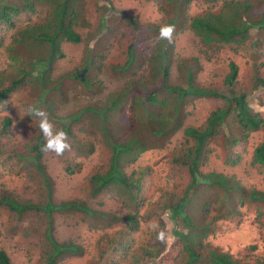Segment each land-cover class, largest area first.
Returning a JSON list of instances; mask_svg holds the SVG:
<instances>
[{
    "label": "trees",
    "instance_id": "trees-1",
    "mask_svg": "<svg viewBox=\"0 0 264 264\" xmlns=\"http://www.w3.org/2000/svg\"><path fill=\"white\" fill-rule=\"evenodd\" d=\"M128 4L0 0V264H18L15 255L24 264H149L164 249L158 217L168 209L175 241L159 264H264L209 239L223 197L230 219L250 211L264 250V111L250 101L264 88V11L255 15L264 0H142L136 8L151 18ZM164 25L174 27L172 43L158 39ZM185 32L196 54L179 51ZM85 38L82 64L59 72L63 44ZM178 68L186 75L173 80ZM211 68L208 80L195 78ZM35 84L43 105L31 107L68 133L62 156L41 151L38 120L15 94ZM93 229L100 236L87 242Z\"/></svg>",
    "mask_w": 264,
    "mask_h": 264
},
{
    "label": "rangeland",
    "instance_id": "rangeland-1",
    "mask_svg": "<svg viewBox=\"0 0 264 264\" xmlns=\"http://www.w3.org/2000/svg\"><path fill=\"white\" fill-rule=\"evenodd\" d=\"M141 1L142 0H129V4L127 5V9L129 12L133 13L134 11L138 10V9H142L143 11L146 12V17L151 18L152 14L150 11H148L145 8H136V7H140L141 6ZM200 8H204L201 4V1L197 4L196 10H200ZM264 11V6L262 5L261 9L255 12V15H259L261 12ZM93 21H96V19L93 18ZM97 22V21H96ZM82 34H87L90 31H82ZM252 33L255 32V30L251 31ZM98 38V44L102 43V38H107V34L103 33L101 34ZM192 35L189 32H185L181 35L180 38V49L179 51H181L182 53H186L187 55H193L196 54L195 51V44L192 42ZM93 42L90 43V49L93 47V45L95 43H97V38H93L92 39ZM252 47V45H251ZM63 48L65 51H67V56L64 59V61L62 62V64L59 66V72L62 71H68L71 70L74 66H79L82 64L85 56H86V38L84 41L80 42L79 44H63ZM247 52H250V50L252 48H250V41L247 43ZM236 57V56H235ZM243 56H238L236 57V62L240 63L243 61L242 59ZM212 74H214L213 69H208L206 70L205 73H202L201 76L199 77H195L198 80H208ZM181 75H186V72L182 71L181 69H177L174 70V73L172 74V79L176 80L177 77L181 76ZM194 77V76H193ZM25 90H27V93L22 92V90L18 91L17 93H15L17 95V98H21L27 101L26 104V108H30L31 105L33 104V102L35 104H40L41 106L43 105V103L38 102V100L41 98L40 95V90L37 87V85L35 84V86H29L27 88H25ZM52 94H54L52 91H49L47 89V93L44 94V96L42 97L43 100H46L47 98H49V96H51ZM264 95V88L259 87L256 91H254L253 96L250 98L252 107L256 110V111H264V102L260 103L257 102V99L259 98V96H263ZM35 100V101H34ZM200 106L202 109H210L209 107L211 106V102L209 100H200ZM2 113V110L0 109V115ZM70 118L66 119L65 118V123L66 124H70ZM144 123V122H143ZM160 142V140L158 141ZM157 142V143H158ZM145 163H149L148 161V156L142 161L137 162L138 166H143ZM90 168H88L85 173L82 172V174L80 176H75L76 180H84V178L87 176V172ZM57 179H60L59 176H56ZM76 180H70L69 184L73 185L74 182ZM251 181H256V180H252ZM258 182V181H256ZM262 183V181L260 182ZM69 185L65 183V181L63 180L61 187L66 189ZM259 189H264V184H260ZM243 212H245L244 216H242L241 221L239 222L238 225H236V222H231V223H224L221 224L220 226L222 227V232L217 233V237L216 239L222 240V242L229 244L231 251H235L236 249L240 248V247H244L246 245H249L251 243L254 242V240L257 238V230H255V227L252 224V220H253V215H250V211L247 210L246 207H244ZM167 224V232H168V238L165 239V241L168 242H172L173 239L175 238V229H174V224L173 222H171L168 218H164ZM181 226L178 227V229ZM181 229V228H180ZM98 231H100L98 229ZM160 232V231H159ZM158 232V233H159ZM100 234L97 233V231H95V229L92 230L91 233H86L85 234V238H83L84 240L86 239L87 242L89 241H97L99 238ZM20 237V234H19ZM168 239H172V240H168ZM93 252L92 249L88 250V253ZM15 261L18 264H24L23 260L21 258L20 255H15L14 257ZM85 263V258L78 261V264H84Z\"/></svg>",
    "mask_w": 264,
    "mask_h": 264
},
{
    "label": "clouds",
    "instance_id": "clouds-1",
    "mask_svg": "<svg viewBox=\"0 0 264 264\" xmlns=\"http://www.w3.org/2000/svg\"><path fill=\"white\" fill-rule=\"evenodd\" d=\"M252 30L256 31V28H252L250 30L248 29L249 38H251V35H253L255 33V32L252 33L251 32ZM173 32H174L173 26H171V25L161 26L159 29L158 39H166V40H168L169 43H172L173 42L172 41ZM84 72L85 71H82L79 74V77L81 79L84 78ZM192 108H193V105L189 104L188 109H192ZM28 113L30 116H34L38 120V126H39V129H40V131L43 135L44 141H45V143L41 147L42 152H53L57 156H62L66 151L71 150V144L69 143L68 133L63 129H54L53 124L49 121L48 114L44 110H42L38 107H30L28 110ZM193 114H195V113H193ZM220 200L223 202V206L221 208L217 205H215L211 208V211L213 210L215 212V214L211 213V219L212 220H211V225L209 228L212 230L214 223L216 222L215 215L219 216V220L217 221L218 222V230H215L214 233L210 234V236H209L210 241L216 245H220L224 250L229 251L230 253H232L236 257L243 256L244 252H246L249 255H253L255 257H264V250L260 246L261 242H260V238L258 237V233H257V238L254 240L253 243L246 245L244 247H240V248L236 249L235 251H231L229 244L222 242V240L216 239L217 233L222 232V227L220 226L221 224L236 222V225H238L239 222L241 221V220L230 219L227 216L228 212L226 211V208H225V199L223 197H221ZM217 209L219 210L218 214H216ZM164 211H166L167 213L158 217V219L161 221V223L163 225L162 230H164V231H160V232L158 231L159 233L157 235V239L160 240L161 242H163L165 239L168 238V232H167L168 227H167L166 221L164 219L165 217L168 218L171 222H173L174 229H175V218H172L171 210L168 209V210H164ZM162 212L163 211L156 210V213H162ZM141 225H144V223H141ZM177 226L178 227L181 226L180 228L184 229L182 223H178ZM168 240H172V239H168ZM174 241H175V238L173 239L172 242L165 241L164 249L162 252H161V245H160L159 250L156 253L157 256H155L157 259L154 262H151L149 264H159V260L162 257H165L166 249ZM251 245H258V247L255 249H248V247Z\"/></svg>",
    "mask_w": 264,
    "mask_h": 264
}]
</instances>
